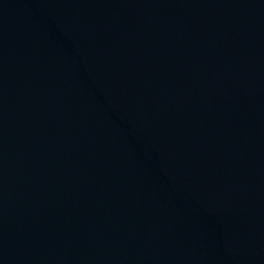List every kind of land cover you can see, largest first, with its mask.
<instances>
[{"label": "water", "instance_id": "water-1", "mask_svg": "<svg viewBox=\"0 0 264 264\" xmlns=\"http://www.w3.org/2000/svg\"><path fill=\"white\" fill-rule=\"evenodd\" d=\"M0 264H264V0H0Z\"/></svg>", "mask_w": 264, "mask_h": 264}]
</instances>
